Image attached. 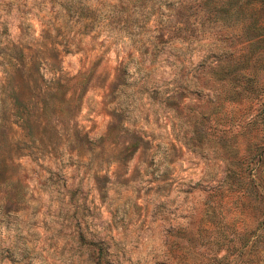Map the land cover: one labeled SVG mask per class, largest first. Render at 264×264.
Listing matches in <instances>:
<instances>
[{
    "label": "rangeland",
    "instance_id": "rangeland-1",
    "mask_svg": "<svg viewBox=\"0 0 264 264\" xmlns=\"http://www.w3.org/2000/svg\"><path fill=\"white\" fill-rule=\"evenodd\" d=\"M0 159V264H264V0H0Z\"/></svg>",
    "mask_w": 264,
    "mask_h": 264
},
{
    "label": "trees",
    "instance_id": "trees-1",
    "mask_svg": "<svg viewBox=\"0 0 264 264\" xmlns=\"http://www.w3.org/2000/svg\"><path fill=\"white\" fill-rule=\"evenodd\" d=\"M209 0H204V2H208ZM209 9V8H208ZM77 75H71V76H68L67 78L68 79H73V78H77L76 77ZM56 84V90H60L59 89V86H62L63 84H61V83H59V81L57 82V83H55ZM262 152H263V149L260 151V152H258V157H261V156H263V154H262ZM6 167H7V162L4 160V159H0V171L2 170V169H6ZM240 182L242 183V184H244L243 183V180H240Z\"/></svg>",
    "mask_w": 264,
    "mask_h": 264
}]
</instances>
